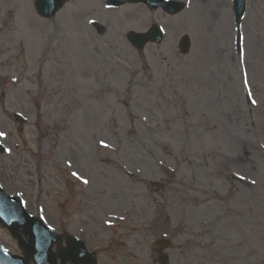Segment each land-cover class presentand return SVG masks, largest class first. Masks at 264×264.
Returning <instances> with one entry per match:
<instances>
[{
    "label": "rangeland",
    "instance_id": "obj_1",
    "mask_svg": "<svg viewBox=\"0 0 264 264\" xmlns=\"http://www.w3.org/2000/svg\"><path fill=\"white\" fill-rule=\"evenodd\" d=\"M16 2L18 5L14 12L12 9ZM6 4L12 6L3 7ZM89 12V17L102 16L96 6ZM105 15L111 17L113 22L120 20L117 12L111 11ZM35 17L32 8L30 11L16 0L0 2V33H3L0 45L14 49L21 44L20 49L24 47L28 55L43 56L39 64L43 66L45 90L48 91L45 101L50 105V112L45 115L44 121L46 129L52 130V134L49 131L50 140H44L45 151H48L45 164L38 168L39 172L36 170L34 177L25 174L32 166L28 164L19 170L21 179L9 181L7 170L12 164L6 156L0 157V172L5 175V179L0 182L4 189L11 194L17 188L28 191L29 205L33 209L29 211L35 213L37 198L43 196L49 184H54L63 159L74 160L83 171L81 173L92 183L91 191L84 199L88 201L89 212L85 215L71 213L62 221L52 211L54 202L50 196L51 206L47 215L50 217L49 222L56 225L57 229L87 240L89 247L97 251L100 264H134L138 255L142 259L141 263L147 261L150 256L149 245L158 236L156 230L147 227L155 213V205L168 207L178 215L181 214L179 211H186L187 218L192 217L193 223H196L197 216L211 218V211L206 206L218 207L219 212H222L223 205L216 200L206 202L203 193L209 194L215 187L224 192L226 183L220 176L227 175L232 169L229 155L233 153L235 142L253 140L252 136L259 135V125H264V118H256L258 127L253 132L232 128L234 118L226 116L228 112H215L216 103L208 105L200 101L204 97L187 96L183 90L184 84L189 86L188 90L192 93H197L201 84H205L206 89L210 88L205 81H209L207 77L211 74L207 65L212 63L215 55L211 49H193L187 57H176L172 52L170 62L176 67L171 69L169 63L154 58V50L150 53L146 50V60L143 61L138 59L133 49L92 47L99 45V38L88 31L86 20L73 21L71 9L60 10L57 19L50 24H42V20ZM12 18L16 22L13 20L15 23L11 28ZM32 65L26 59L27 73L36 77L37 69H32ZM3 71L0 68V72L6 74ZM214 73L223 76L228 71L215 70ZM233 75L234 71H230V77ZM134 78L133 82H129ZM100 83H104V86L92 94L83 95L78 89L76 95L72 93L73 84L81 87L88 84V90L89 85L97 87ZM25 84H28L27 80ZM172 100L182 102L174 103ZM121 101L125 107L119 103ZM7 103L19 105L21 102L9 97ZM63 104L68 105L65 113L61 111ZM57 106L59 110H56ZM237 107L236 102L229 103V109ZM13 109L18 110L19 107ZM201 110L202 118L199 116ZM141 115L147 118L145 123L138 119ZM5 117H0V120L5 121ZM106 121L109 130L105 129ZM149 124L154 129L145 127ZM7 128L10 129V126ZM130 128L134 131L130 132ZM67 129L71 132L63 133ZM31 134V131L26 132L28 138ZM60 134L61 145L57 143ZM98 140L108 141L115 151L99 149ZM64 143L70 144L63 146ZM71 145H74L75 151L69 147ZM178 152L181 154L176 159L164 158L166 153L175 156ZM56 159L60 165L55 163ZM99 159L107 162L90 163V160ZM31 160L28 156V162ZM105 163L107 165H103ZM124 167L139 173L130 177V180ZM165 168L173 169L178 185L170 186L175 191L167 189L154 195L146 187L147 181L161 179L165 173L172 174ZM215 173L218 176L213 178ZM38 177L41 179L39 185L36 184ZM221 212L222 221L224 215ZM114 214L124 215L126 220L107 232L104 224ZM92 215L96 218L84 220L86 216ZM165 226V232H172L169 230L170 225ZM0 242L16 251L14 240L2 229ZM253 242L255 249L252 253L261 261L264 260V242L256 235ZM120 250L125 252L121 255ZM235 250L238 252L236 259L237 256L250 254V250L244 246L236 245Z\"/></svg>",
    "mask_w": 264,
    "mask_h": 264
},
{
    "label": "water",
    "instance_id": "obj_2",
    "mask_svg": "<svg viewBox=\"0 0 264 264\" xmlns=\"http://www.w3.org/2000/svg\"><path fill=\"white\" fill-rule=\"evenodd\" d=\"M31 241H32V243H33V240H32V237H31ZM31 253H33V250H29Z\"/></svg>",
    "mask_w": 264,
    "mask_h": 264
},
{
    "label": "snow or ice",
    "instance_id": "obj_3",
    "mask_svg": "<svg viewBox=\"0 0 264 264\" xmlns=\"http://www.w3.org/2000/svg\"><path fill=\"white\" fill-rule=\"evenodd\" d=\"M0 135H3V133H0ZM74 175H75V173H74ZM85 183H86V181H85Z\"/></svg>",
    "mask_w": 264,
    "mask_h": 264
}]
</instances>
